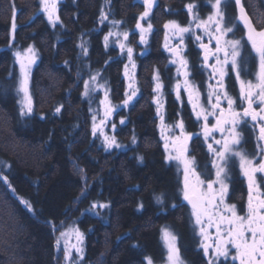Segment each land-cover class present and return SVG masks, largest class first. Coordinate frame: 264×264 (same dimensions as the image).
Listing matches in <instances>:
<instances>
[{"label": "trees", "instance_id": "1", "mask_svg": "<svg viewBox=\"0 0 264 264\" xmlns=\"http://www.w3.org/2000/svg\"><path fill=\"white\" fill-rule=\"evenodd\" d=\"M205 1L153 0L141 20L143 0H59L58 21L52 24L39 0H0V177L8 180L0 179V264H60L56 233L66 222L84 239L79 264H146L149 259L160 264L165 229L175 235L184 264L207 262L192 212L182 201L179 171L165 159L153 91L157 72L164 84L165 123L179 121L181 109L167 84L172 67L159 42L166 23L186 27L188 4L203 16ZM240 2L252 20L264 14L259 0ZM225 11L229 19L236 16L232 0ZM113 20L121 23L113 27ZM137 21L146 28L152 24L144 55ZM110 30L128 33L139 92L114 116L125 121L115 122L121 147L106 150L93 134L94 117L101 109L102 89L113 105L123 100L127 62L126 48L119 46L123 35L105 42ZM28 45L39 60L30 78L33 109L21 115L13 55ZM185 56L200 82L198 51L189 45ZM94 75L99 90L90 87L84 95L85 81L91 84ZM187 122L194 132L191 117ZM93 203L107 207L93 209Z\"/></svg>", "mask_w": 264, "mask_h": 264}, {"label": "snow or ice", "instance_id": "2", "mask_svg": "<svg viewBox=\"0 0 264 264\" xmlns=\"http://www.w3.org/2000/svg\"><path fill=\"white\" fill-rule=\"evenodd\" d=\"M40 9L43 11L48 18L49 23L54 24L58 21V17L54 21L56 2L55 0H39ZM230 0H207L210 4L212 12L209 13L207 19H201L198 15L193 14V4H188L187 8L189 13L192 15V21L189 26L181 27L176 22L166 23L164 25L165 29L172 28L175 29V34L180 35L181 43L183 42V34L191 32L196 40H200L201 37L196 35L195 31L191 27V23H195L197 29H201L204 34H206L210 40H215V49H209L206 44H201L200 47L205 50V64L204 67L207 68L208 64V54L211 52L216 59V64L212 65V73L215 76L217 73L220 76L218 85L221 89L224 88L223 77L226 75L225 66L231 65L230 71L235 73L236 80L240 86L239 100L241 104L246 103L247 107L243 108V111H237L234 105L236 100L227 91H224L221 95L220 92L213 89L208 93V104L210 106L209 110L204 105L200 103L199 91H194V85L192 81L187 79L189 73L185 71L183 74L185 76L184 86L185 91L188 95V101L192 106L193 112L196 114L197 119L203 118L205 121L203 126V134L205 141L207 142L208 136L212 132H220L221 139L216 140L217 145H221L218 149H213L212 145L209 144V151L213 152L218 158L213 160V167L216 169V179L209 181L207 184V191L200 190L197 186L203 185L205 180L200 178L196 167L195 159L189 158L185 155L187 152V141L190 139V134L186 133L184 130L183 122H179L175 125H164L162 127V138L166 140L165 148H168L167 140L171 139L173 145L180 144L177 149L178 155L175 157L169 156V159L180 160L184 166L185 171V189H184V199L192 206V215L195 217V223L199 226V233L207 240V228L215 227L216 235L214 244L205 243L203 240L201 242V247L204 250L205 256L209 257V264H217L220 257H224L225 260L228 259L231 253V249L235 250V254L231 255L233 264L239 261V264H264V198L259 195L260 185L257 184L256 173H264V160H261L258 166L254 164V158H250L248 153L236 148L234 146L239 145L241 142V132L237 130V126L241 123H247L245 118L250 117L253 122V129H259V135L257 136V149L258 152L264 155V148L260 147L261 143H264V124L259 123V121H264V28L257 30L253 25V22L249 19L248 15L245 13L240 0H235L237 8L239 9V15L229 19L225 11V6ZM145 10L141 14L140 19L143 20L148 17L153 0H143ZM101 21L107 19L103 9L101 10ZM113 27L118 26L120 21H111ZM237 23H242L244 29L246 30L247 42L251 46V52L254 53V59L258 62V70L253 73L255 75V82L251 80L243 79L242 72L244 71V65L247 64V60L241 61V48L243 47L241 39L228 38L229 33H233L238 30ZM137 29L141 31V43H145V37L143 33L150 31L152 24L149 23L148 27L145 29L141 26L139 21L136 24ZM15 10H13L12 18V30L15 31ZM112 35H123L127 39L128 33H114L109 31L108 35L104 37L107 43L109 36ZM167 40V36H166ZM120 48L123 50L125 45L121 43ZM80 47L87 52V49L83 44ZM167 48V43L165 44ZM131 47L127 48L128 58L132 59ZM178 55V53H176ZM221 54L223 58L221 59ZM17 62L20 64L21 80L19 82L18 92L24 93V98L27 101L25 107L27 111L31 113V98L28 95L27 83L28 76L30 73L31 65L35 62V53L31 47H29L24 53L17 51L14 53ZM252 59V57H250ZM171 63H176L172 60ZM180 65L182 68L187 69V61L184 59L180 60ZM179 73V69H178ZM210 79L212 76L209 77ZM153 79L156 81V86L153 89L154 92L159 93L162 88V84L159 82V76L154 75ZM96 82V76H92L91 83L94 85ZM134 81L129 84V88H133ZM85 91L84 95H88L90 90L89 81H85ZM177 88V99H180V84L176 85ZM136 95V90L131 92L125 99L124 104L127 105L129 100ZM213 96H215V103H213ZM227 102V108L221 106V101ZM154 102H158L155 101ZM107 95L105 99L101 101V104H107ZM258 104L259 110H256L253 105ZM199 109V111H197ZM217 110L219 115H217ZM57 112L60 108L56 109ZM112 111L111 108L106 109L105 115L107 116ZM21 115H24V108L21 109ZM159 115V111H158ZM213 116L216 123L212 125L211 128L208 126V117ZM95 119V117H94ZM161 121L163 123V117L161 116ZM103 123V121H101ZM123 123V121H121ZM180 128V135L176 136L174 128ZM168 131L171 136H164V132ZM93 134H96V127H93ZM101 135H104L101 132ZM195 135V134H192ZM135 142V140H133ZM104 145L106 150L111 147H121L114 137L104 136ZM236 158L239 161L240 170L243 175L248 180V205L247 212L245 215L237 214L236 205H229L225 203V195L228 191V183L226 180L229 179V161L231 158ZM142 159V158H141ZM189 174L195 177V185L189 191L188 176ZM4 180L5 184H8L6 177H0ZM218 184L220 186L219 193L214 192L213 185ZM9 187H11L9 185ZM14 191V189H13ZM19 198V197H18ZM218 198V202H217ZM20 203L24 204L29 211H32L31 204L19 198ZM159 201V197L157 198ZM104 208L107 207L105 204L97 205L92 204V208L96 207ZM223 208V212L221 211ZM230 213V215L228 214ZM207 220L205 225L204 221ZM77 237L82 241L81 234L77 231ZM65 233H61V236ZM164 239L167 247V261L168 264H183L180 259L179 250L175 245L176 237L169 233L167 230H163ZM59 244V241H57ZM212 249V254H209V249ZM80 249L77 248V252ZM69 252L65 250V260H69ZM148 264H152L151 259L148 260Z\"/></svg>", "mask_w": 264, "mask_h": 264}, {"label": "rangeland", "instance_id": "3", "mask_svg": "<svg viewBox=\"0 0 264 264\" xmlns=\"http://www.w3.org/2000/svg\"><path fill=\"white\" fill-rule=\"evenodd\" d=\"M59 0H55L56 2V5L58 3ZM233 2L235 0H232ZM205 5L208 6L210 9L208 10L207 9V12L202 16H199L198 12H193V14L195 15H198L201 19H207V16L209 15V13L212 12V9H211V6L210 4L207 3V0L205 1ZM43 12V11H42ZM55 12H56V9H55ZM56 15V13H55ZM237 15V13H236ZM238 16V15H237ZM190 21L188 23L187 26H189L190 22L192 21V15L190 14ZM143 28L146 29V27L144 26V24L141 25ZM191 27L192 29L195 31L196 35H199L202 39H205L207 38V40H210L209 37L204 34V32L201 30V29H197L195 27V23L192 22L191 23ZM163 36L162 38L160 39V42H159V47H160V50L164 53V56L166 57L165 60L167 62V66H170V67H173V74L172 76H170L169 78V81H168V88L169 90L171 91V93L175 96L176 100L178 101L179 99H177V88H176V85L179 83L180 84V88H179V92H180V95L182 94L184 96V98L186 99L187 101V104H189V107L191 108L190 112H191V115H193V118L195 119L196 123L199 125V130L200 132H197L198 134H201L200 136L203 137V141L200 143V145L204 148H206L205 146L207 145V142L205 141V137L203 136V126H204V123L205 121L203 120V118L201 119H197V116L196 114L193 112V109H192V106L191 104L189 103L188 101V95H187V92L185 91V86H184V80H185V76H184V72L187 71L189 73V75L187 76V79L190 80V72L189 70L187 69H184L180 66V60L181 59H175L173 57V54L172 55H169L168 54V51L166 50L165 48V44H170L171 45V48H174V47H178L179 51H180V54L182 52V54L184 55L186 53V47H187V37L188 39H191V42L192 44H194V47L197 49L198 46L200 45L199 42L197 41L196 42V39H195V36L189 32V33H184L183 34V44L184 46L182 47V43H181V39H180V35L179 34H175V29H172L171 27L168 28V29H163ZM138 31V39H137V43H138V48H139V53L140 55H144V53L146 52V45L147 43L149 42L148 39H149V34L151 32L150 31H147L145 33H143L144 37H145V43H141V31L140 29H137ZM166 36H167V40H166ZM229 38V37H228ZM211 41H214V40H211ZM123 44L125 45V48L126 50H124V53L127 57V62H126V66H125V71H124V74L125 75V83H124V92H123V100L119 103V104H112L111 100H110V97L108 96V93L104 92V89H102V100L105 99V96L107 95V99H108V103L107 104H100V111H99V114L95 116V120H94V123H93V127L95 126L96 127V134L99 138H101L102 141H104V136H108V137H114L115 138V131H116V123L119 125L125 123L124 120H120L118 118H115V114L121 110L122 108H128L132 103H134L135 99H137L138 97V85H137V81H136V68L134 66V63H132V60H133V51H132V59L131 61L129 60L128 58V52H127V48H128V44L126 42V39L124 37V40H122ZM29 47H31L35 53V62L31 65V69H30V73H29V76H28V83H27V89H28V95L29 97L31 98V108L33 109V103H34V100L32 99V92L30 90V85H31V75H32V72H33V69L34 67L36 66L38 60H39V57L37 55V51L36 49L31 46V45H28L26 46L23 50H19L21 53H24ZM137 48V49H138ZM170 48V49H171ZM182 49V50H180ZM17 52V51H15ZM14 52V53H15ZM13 58H14V62H15V69H16V78L18 79V82H17V90H18V87H19V82L21 80V71H20V64L19 62H17V59H16V56L13 55ZM223 58L222 54H221V59ZM172 60H175L176 63H171ZM201 63V61H200ZM199 63V64H200ZM208 63V62H207ZM202 64V63H201ZM202 66H200V69H201ZM231 68V65H226L225 66V71L226 72H229L228 69ZM178 69H179V73H178ZM156 75L159 76V74L156 72ZM217 78L220 79V76L219 74L217 73L216 75ZM134 81V85H133V88H129V84L132 83ZM191 81V80H190ZM159 82L162 84V88L160 89L159 93L157 92H154V100L155 101H158V102H154V105L157 106V113H156V125L157 127H159V130H160V137L162 138V127L164 125H167L165 123V116H164V107L163 105V89H164V84L163 82L161 81L160 79V76H159ZM196 82V83H195ZM203 82L201 86H199L198 88V84L200 82H198V80L194 79L193 80V85H194V91L198 90L200 95H199V100H200V103L202 105H204L206 108L209 109V104H208V98H207V93H209V91L211 90L210 87L209 90H208V86L210 85H214V83H211L210 84L207 82V78H204V80L202 79ZM154 86H156V81L154 80ZM94 85H92V83L90 84V87H94ZM136 90V95L132 97L131 100H129L128 104L125 105L124 104V101L125 99H127L128 95H131V92L133 90ZM95 91L99 90V88H97L95 86ZM207 91V93H205ZM18 101H19V104H20V108H24V113L25 114H28L29 112L27 111V108L25 107V105L27 104V101L25 100L24 98V93L22 92H18ZM107 108H111L112 111L106 116L105 113H106V109ZM158 111H159V115H158ZM197 111H199V109H197ZM32 112V111H31ZM161 116L163 117V123L161 121ZM209 118V117H208ZM101 121H103V123H101ZM121 121H123V123H121ZM180 121H177L175 122V124H178ZM173 124V125H175ZM169 126H171V124H169ZM93 127H92V130H93ZM101 132L104 134V135H101ZM174 132H175V135L176 136H179L180 135V128L179 127H175L174 128ZM164 136H171V133L168 132V131H165L164 132ZM191 136V135H190ZM166 143V140L163 138V144L165 145ZM167 143H168V148L166 149L165 148V159L167 160L168 163H173L174 166L177 168H180L182 169L183 167V164L181 163L180 160H177V159H169L168 157L169 156H172V157H175L178 155V151L177 149L180 147V144H177V145H173L172 143V140L169 139L167 140ZM215 146L214 149H217L216 146H221V145H217L216 143L213 145ZM237 148V145L234 146ZM111 148H115V147H111ZM188 153H189V148H187V152L185 153V155L188 157ZM184 169V168H183ZM215 173H216V169H215ZM200 175V178L205 180V183L203 185H198L197 187L202 190V191H207V184L209 181H213L216 179V174H215V177L211 180L210 178V174L208 172H203L202 174H199ZM210 175V176H209ZM241 175L244 177L245 181L247 182V178L243 175V173L241 172ZM181 180H182V185H181V188H182V199H184V189H185V173H183V176H181ZM195 177L191 176L189 174L188 176V184H189V191L191 193V189L193 187V185H195ZM219 189H220V186L218 184H214L213 185V190L214 192L216 193H219ZM262 194L264 196V190L260 193L259 192V195ZM226 196H227V193L225 195V203L229 204L226 200ZM217 202H218V198H217ZM230 205V204H229ZM221 211L223 212V208H221ZM192 212V211H191ZM230 215V213H228ZM242 214V213H241ZM240 213H238V215H241ZM244 215V214H243ZM193 222L195 223V217L193 216ZM195 226H196V231H197V234H200L199 233V226L196 225L195 223ZM59 231L56 233V240L59 241V244H58V248L59 249L58 251H60V256H61V261H60V264H79L80 263V259L82 257V254H83V250H82V244H83V237H82V241L78 239L77 237V231L81 234L82 236V233L78 230V228H75L71 223L69 222H66L65 224H63L61 227L58 228ZM166 230V229H165ZM169 233H171L169 230H167ZM61 233H65V235L61 236ZM172 234V233H171ZM161 243H162V246H164V260L163 262H161L160 264H168V261H167V247H166V242H165V239H164V235H163V232L161 233ZM173 235V234H172ZM175 236V235H174ZM215 239V238H214ZM203 239H201V242H202ZM204 241V240H203ZM201 242H200V245H201ZM206 243V242H205ZM211 244H214V243H211ZM175 245L176 247L178 248V245H177V241L175 240ZM77 248L80 249L79 252H77ZM201 250H202V253L203 255L204 254V250L203 248L200 246ZM68 250L69 252V256H70V259L69 260H65V250ZM179 250V249H178ZM212 249L210 248L209 249V254L211 255L212 254ZM235 254V250L234 249H231V253H230V256L228 257L231 258V255H234ZM180 255V254H179ZM207 259L209 260V257L206 256ZM221 258H224V257H220L219 259ZM180 259L182 260L181 256H180ZM225 259V258H224ZM183 262V260H182ZM237 263L239 264V261H237ZM148 264V263H146ZM155 264V263H153ZM184 264V263H183Z\"/></svg>", "mask_w": 264, "mask_h": 264}, {"label": "flooded vegetation", "instance_id": "4", "mask_svg": "<svg viewBox=\"0 0 264 264\" xmlns=\"http://www.w3.org/2000/svg\"><path fill=\"white\" fill-rule=\"evenodd\" d=\"M259 4H262L261 10L264 12V0H259ZM234 5H235V15H236V13H237V15H239L238 8H237L235 1H234ZM241 5L243 6V8L246 12L244 5L242 3H241ZM207 9L209 10L210 8L207 6ZM246 14H247V12H246ZM249 19L253 22V25L256 27V29L258 31L261 30L262 28H264V14L261 15V17H257L256 21L252 20L250 16H249ZM237 29L238 30H236L234 32V34L229 33L228 37L233 38V36H234L235 39H241L242 40L243 47L241 48L240 59L242 62L247 60V64L244 65V71L242 72V76H243V79H245V80H251V81L255 82V75L253 73H255L258 70V62L255 61V59H254L255 54L251 52V46L247 42L246 30L244 29L243 24L237 23ZM186 39H187V47H186V52H187L188 46L192 45V47H194V44H192L191 39H188V37ZM197 41L199 42L200 45L206 44L209 49H212L214 51L215 40L211 41V40H207V38H205V39L201 38L200 40H196V42ZM200 45L198 46L197 49L194 47L198 51V58L202 63V64L201 63L199 64V66H202L200 69V71H201L200 82L202 81V79L204 80V78H207V82L209 84H210V82L214 83L213 86L212 85L208 86V90L210 87H212V88H210L211 89L210 91L215 89L216 91L220 92L221 95L223 94L224 91H227L236 100V104L234 105L236 110L237 111H243V108L247 107V104L246 103L241 104V102L239 100L240 86L236 80L235 73L231 72L230 69H228L229 72H226V75L223 77L224 88L221 89L218 85V81L221 78L220 79L217 78L216 77L217 74L215 76H213V73H212V67L211 66L216 64V59L212 55V53L210 52L208 54V61H207L208 67L205 68L204 67L205 50L203 48H201ZM183 46H184V44L182 43V47ZM170 48H171V45L167 44L166 50L168 51L169 55H172L173 52H170V50L172 48L171 49ZM180 50H182V49H180ZM179 53H180V51H179ZM185 54L183 55L181 52L179 59H184L187 61V70H189V72H190L189 78L193 82V80H194L193 72L190 69L189 61H188L187 57L185 56ZM173 57H174V54H173ZM250 57H252V59H250ZM170 73H172V74L174 73L173 67H172V70ZM210 76H212L211 79L209 78ZM202 83L203 82L198 84V88H199V86L203 85ZM205 93H207V91ZM172 96L175 99V101L177 102L176 105L177 106L179 105L178 109H181V111L178 114H176V116L178 118L180 117V119H179L180 122H183L185 132L191 135L190 139H188V141H187V148H189L188 157L195 159V167H196L198 174H202L203 172H208L211 175V176L210 175L209 176L211 177L210 179L212 180L215 177V168L213 167V160H217L218 158L214 155L213 152L209 151L208 145L211 144L213 149H214L215 146H213V145L215 144L216 140L221 139V133L218 131L212 132L208 136L207 145L205 146L206 148L202 147L200 145V143L203 141V137L200 136L201 134L197 133V132H200V130L198 128L199 125L196 123L195 119L193 118V115H191V112H190L191 108L189 107V104H187V101L182 94L180 95V99L178 101L176 100V98L173 94H172ZM207 98H208V93H207ZM212 100H213V103H215V96H213ZM164 101H165V99L162 101L163 104H161V105H163V107L165 108V105H164L165 102ZM221 106L224 108H227V102L222 100ZM253 107L256 110H259L258 104H254ZM209 110H211L210 106H209ZM217 115H219L218 110H217ZM190 117H191L192 123H195L194 125H195L196 129L194 132H190L189 129H187L188 128L187 120ZM245 119L247 120L246 124L241 123L240 125L237 126V130L241 132V142L239 145H237V148L248 153L250 158H254V164L256 166H258L259 163L261 162V160H264V155L260 154L258 152V149H257V136L259 135V129L258 128L255 130L253 129V127H252L253 122L251 121L250 117L245 118ZM215 123H216L215 118L213 116H209V118H208L209 128H211L212 125H214ZM259 123L264 124V121H259ZM192 134H195V135H192ZM203 136H204V134H203ZM161 139L163 142V138H161ZM220 147L221 146H218V147L216 146L217 149ZM260 147L264 148V143H261ZM163 148L165 149L164 144H163ZM197 148H199L200 152L198 151ZM228 167H229V172H228L229 179L226 180V183H228L229 187H228V191H227L226 200L230 205H233V204L236 205L237 214L242 213L241 215H243V214L245 215L247 212V205H248V180L246 182L244 177L241 175L239 161L236 158L233 157L230 159ZM183 168H184V166L182 167V169L177 167V170L179 171V174H180V180L182 178L181 176H183V173H185ZM256 178H257V184L260 185L259 192L261 193L264 190V173H256ZM181 183H182V180H181ZM260 197L264 198V196L262 194H260ZM191 211L192 210L190 209V212ZM204 223H205V225L207 224L206 219H205ZM207 234L209 237L207 240H204V238L199 234V244L201 242V239H203L204 242L210 243V244L215 242V239H214L215 235H216L215 227L207 228ZM206 259H207V257H206ZM204 264H209V260L207 259V262ZM217 264H233V261L231 258H229L227 260H225L224 258H221L218 260ZM235 264H238L237 261L235 262Z\"/></svg>", "mask_w": 264, "mask_h": 264}, {"label": "water", "instance_id": "5", "mask_svg": "<svg viewBox=\"0 0 264 264\" xmlns=\"http://www.w3.org/2000/svg\"><path fill=\"white\" fill-rule=\"evenodd\" d=\"M244 11H245V10H244ZM238 13H239V9H238ZM245 13H246V12H245ZM248 17H249V16H248ZM170 52H173L175 59H176V58H177V59L180 58V53H179V49H178L177 46L174 47V48H172V49L170 50ZM176 53H178V55H177ZM184 202H185L186 205L192 210V206L188 203V201L184 199Z\"/></svg>", "mask_w": 264, "mask_h": 264}, {"label": "bare ground", "instance_id": "6", "mask_svg": "<svg viewBox=\"0 0 264 264\" xmlns=\"http://www.w3.org/2000/svg\"><path fill=\"white\" fill-rule=\"evenodd\" d=\"M182 201L184 202V199H182ZM185 203V202H184ZM186 204V203H185Z\"/></svg>", "mask_w": 264, "mask_h": 264}]
</instances>
